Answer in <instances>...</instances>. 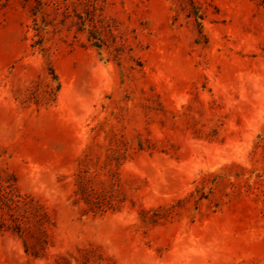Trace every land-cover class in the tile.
<instances>
[{
  "label": "rangeland",
  "instance_id": "rangeland-1",
  "mask_svg": "<svg viewBox=\"0 0 264 264\" xmlns=\"http://www.w3.org/2000/svg\"><path fill=\"white\" fill-rule=\"evenodd\" d=\"M0 264H264V0H1Z\"/></svg>",
  "mask_w": 264,
  "mask_h": 264
},
{
  "label": "trees",
  "instance_id": "trees-1",
  "mask_svg": "<svg viewBox=\"0 0 264 264\" xmlns=\"http://www.w3.org/2000/svg\"><path fill=\"white\" fill-rule=\"evenodd\" d=\"M2 5H3V4H2V2H1V0H0V7H2ZM0 223L2 224L3 222H0ZM1 224H0V225H1Z\"/></svg>",
  "mask_w": 264,
  "mask_h": 264
}]
</instances>
